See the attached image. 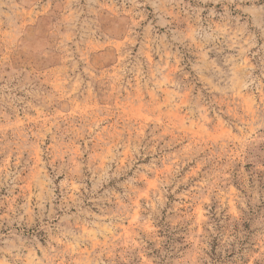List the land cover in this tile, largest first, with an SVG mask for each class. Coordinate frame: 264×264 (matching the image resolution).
Returning a JSON list of instances; mask_svg holds the SVG:
<instances>
[{"label":"rangeland","instance_id":"obj_1","mask_svg":"<svg viewBox=\"0 0 264 264\" xmlns=\"http://www.w3.org/2000/svg\"><path fill=\"white\" fill-rule=\"evenodd\" d=\"M0 264H264V0H0Z\"/></svg>","mask_w":264,"mask_h":264}]
</instances>
